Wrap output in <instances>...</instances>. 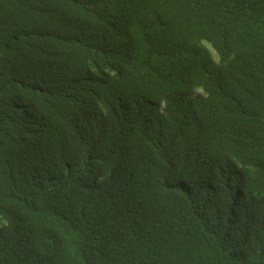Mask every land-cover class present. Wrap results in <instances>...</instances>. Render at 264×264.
<instances>
[{
    "label": "trees",
    "instance_id": "1",
    "mask_svg": "<svg viewBox=\"0 0 264 264\" xmlns=\"http://www.w3.org/2000/svg\"><path fill=\"white\" fill-rule=\"evenodd\" d=\"M76 1L93 5L81 6L86 23L29 28L80 39L107 72L97 106L34 154L0 137V264H264V0H122L113 27L100 0ZM87 152L134 171L138 203L107 208L117 185L74 186ZM226 163L261 203L247 225L231 227L224 210L229 181L215 169ZM169 167L189 191L167 202ZM23 229L26 240L12 234Z\"/></svg>",
    "mask_w": 264,
    "mask_h": 264
},
{
    "label": "clouds",
    "instance_id": "2",
    "mask_svg": "<svg viewBox=\"0 0 264 264\" xmlns=\"http://www.w3.org/2000/svg\"><path fill=\"white\" fill-rule=\"evenodd\" d=\"M68 1L0 0V12L8 13L2 14L9 17L6 21L0 20V33L3 37L0 41V114L3 121L0 137L8 143H25L24 150L28 149L31 154L72 114L97 106L99 98L96 90L100 89L101 77L107 72L105 67L92 61V56L86 58L85 52H89L80 39L53 31L36 32L29 28L30 24H36L37 21L52 29L59 25L61 30L68 27L69 18L85 22L79 18L83 12L81 6L93 8V5ZM99 4L101 8L97 11L98 15L105 16L108 26L113 27L115 21L124 15L125 2L122 0H100ZM37 9L39 11L29 18V13ZM23 18L28 20L23 21ZM93 19L90 18L91 21ZM98 21L101 22L100 19ZM120 26V35L126 36V17ZM91 119L100 120L97 114L92 115ZM67 126L75 127L72 122ZM167 170L171 181L167 184L168 174L162 169L166 190L164 196L170 202L174 200L172 191L183 194L189 189L175 170L171 167ZM215 170L224 171V179L229 181H223L227 190L223 199L231 227L247 225L259 211L257 206L261 203L253 204L248 200L243 187L234 177L237 171L233 166L226 163ZM85 180L88 186L94 188L92 191L117 185L111 191L107 208H114V199L119 206L124 207L138 203L134 191L136 173L124 169L113 172L102 154L87 152L77 162L70 182L74 186L83 185ZM9 233L7 224L0 221V235ZM12 234L20 240L28 237L26 229ZM232 250L234 245L229 243L228 251Z\"/></svg>",
    "mask_w": 264,
    "mask_h": 264
}]
</instances>
